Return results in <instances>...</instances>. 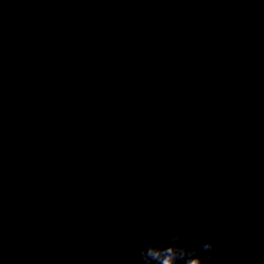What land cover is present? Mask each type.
Returning <instances> with one entry per match:
<instances>
[{"label":"clouds","instance_id":"obj_1","mask_svg":"<svg viewBox=\"0 0 264 264\" xmlns=\"http://www.w3.org/2000/svg\"><path fill=\"white\" fill-rule=\"evenodd\" d=\"M216 244L211 239H185L174 233L164 242L149 243L141 247L133 264H213Z\"/></svg>","mask_w":264,"mask_h":264}]
</instances>
